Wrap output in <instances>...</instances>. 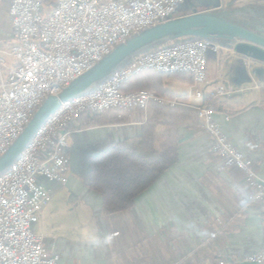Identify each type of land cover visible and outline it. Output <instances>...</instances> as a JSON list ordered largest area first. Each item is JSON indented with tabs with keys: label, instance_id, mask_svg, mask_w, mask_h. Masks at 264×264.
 Listing matches in <instances>:
<instances>
[{
	"label": "crops",
	"instance_id": "obj_1",
	"mask_svg": "<svg viewBox=\"0 0 264 264\" xmlns=\"http://www.w3.org/2000/svg\"><path fill=\"white\" fill-rule=\"evenodd\" d=\"M220 1L228 0H183L173 16L196 7L211 9ZM218 46L217 51L206 52V82L200 97L194 95L192 75L160 79L148 73L138 82L141 89L175 99L154 91L162 89L183 97L175 99L182 104L151 101L147 110H142L143 116L138 115V108L122 114L129 122H114L121 114L114 110L104 113L97 125L70 124L65 181L38 178V183L50 190L51 200L32 224L44 249L57 256L60 264H184L186 254L190 257L186 264H196L207 254L233 264H255L245 257L264 248L263 203L251 199L254 189L241 170L220 166L211 153L212 138L194 107L214 104L213 120L251 162L262 183L264 63L241 56L232 47ZM220 87L223 90L218 94ZM129 92L137 91L124 93ZM108 143L125 145L143 160L157 155L164 164L129 207L115 212H105L99 193L76 175L86 156ZM236 185L246 188L251 199L247 207H241ZM76 201L91 211L93 228L81 223L82 213L70 207ZM89 231L101 241L110 237V243L96 247L86 243Z\"/></svg>",
	"mask_w": 264,
	"mask_h": 264
},
{
	"label": "built area",
	"instance_id": "obj_2",
	"mask_svg": "<svg viewBox=\"0 0 264 264\" xmlns=\"http://www.w3.org/2000/svg\"><path fill=\"white\" fill-rule=\"evenodd\" d=\"M183 0H10V30L0 32V155L48 95L83 74L111 48L131 34L173 16ZM218 44L191 38L142 54L115 72L96 89L62 102L39 126L16 161L0 174V264H60L32 231L51 192L38 183L65 181L70 124L85 110L138 108L151 101L182 104L148 91L123 93L120 84L143 70L187 72L193 77L194 95L206 82V52ZM8 57L14 61L8 64ZM220 87L217 93L220 94ZM198 119L212 138L211 153L220 166L241 170L254 189L251 199L263 203L264 181L221 132L213 120L212 102L195 106ZM264 264V248L245 257Z\"/></svg>",
	"mask_w": 264,
	"mask_h": 264
},
{
	"label": "water",
	"instance_id": "obj_3",
	"mask_svg": "<svg viewBox=\"0 0 264 264\" xmlns=\"http://www.w3.org/2000/svg\"><path fill=\"white\" fill-rule=\"evenodd\" d=\"M191 38L232 47L239 55L264 63V9L233 7L228 1H220L211 9L196 7L131 34L56 95L44 98L18 136L0 155V174L16 161L39 126L62 102L96 89L142 54Z\"/></svg>",
	"mask_w": 264,
	"mask_h": 264
},
{
	"label": "trees",
	"instance_id": "obj_4",
	"mask_svg": "<svg viewBox=\"0 0 264 264\" xmlns=\"http://www.w3.org/2000/svg\"><path fill=\"white\" fill-rule=\"evenodd\" d=\"M2 12L8 13L7 3L4 0H0V13ZM2 24L3 26L0 25V29L7 30L9 24L5 21ZM148 73L155 74L158 78L162 79L177 78L180 73L187 72L165 73L151 69L143 70L142 72L125 79L120 84L119 91L123 93L139 90L148 91V89H141V86L138 83L140 79ZM154 91L161 96L183 100V97H175L172 94L164 92L162 89ZM114 110L118 114L121 113L113 119L114 122L118 123L129 122L130 118H126L122 114L134 111L132 108L122 111L117 109H110L107 111L85 110L78 115L76 122L81 127L84 125H97L102 123L100 117L104 113L108 114ZM137 113L139 116H143L142 110H137ZM82 119H85V122L82 123ZM148 123L149 121L146 120L145 124L152 129V124L148 125ZM162 165H164L162 159L157 157V155H151L149 159L143 160L125 145H113L108 143L97 146V150L94 153L87 155L82 165H79L80 167L78 168L76 175L86 187L99 193L102 198L103 210L105 212H115L129 207L132 198L155 180L159 172L162 170ZM196 251V254L199 255L201 250L198 249ZM184 258H187V262L184 264L189 263L190 257L188 254H186ZM196 264L233 263L218 260L217 257H214L212 254H207V256H203V258Z\"/></svg>",
	"mask_w": 264,
	"mask_h": 264
},
{
	"label": "rangeland",
	"instance_id": "obj_5",
	"mask_svg": "<svg viewBox=\"0 0 264 264\" xmlns=\"http://www.w3.org/2000/svg\"><path fill=\"white\" fill-rule=\"evenodd\" d=\"M7 3V9H9V1L10 0H4ZM228 2H230L232 4L233 7H244V8H248L249 9H264V0H228ZM7 22V24H10V18L8 13L6 12H2L0 13V25L3 26L2 23ZM7 30H10V26L8 25ZM5 29H0L1 34L4 36L8 31ZM2 49H5V43L1 44L0 46ZM6 61L8 62V64L12 65V63L14 61H12V59L5 57ZM73 209L74 207L77 208V211L79 213H82L81 217H79V221H82L81 223L83 224H90V226H92V228L96 225L95 224V220L93 218V216L91 215V211L89 210V208L83 204V202L81 201H76V203H71V206ZM86 222V223H85Z\"/></svg>",
	"mask_w": 264,
	"mask_h": 264
},
{
	"label": "clouds",
	"instance_id": "obj_6",
	"mask_svg": "<svg viewBox=\"0 0 264 264\" xmlns=\"http://www.w3.org/2000/svg\"><path fill=\"white\" fill-rule=\"evenodd\" d=\"M235 190L240 194V205L241 207H247L251 203V199L247 193L246 188L240 185H236ZM85 242L96 246H102V244L110 243V237L104 238L103 241L96 235L94 231H89L85 234Z\"/></svg>",
	"mask_w": 264,
	"mask_h": 264
}]
</instances>
